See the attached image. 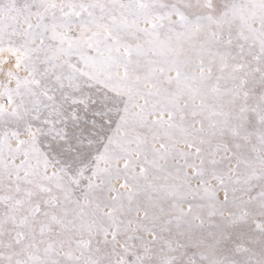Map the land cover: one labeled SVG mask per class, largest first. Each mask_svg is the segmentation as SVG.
<instances>
[{
    "label": "snow or ice",
    "instance_id": "6c2138e0",
    "mask_svg": "<svg viewBox=\"0 0 264 264\" xmlns=\"http://www.w3.org/2000/svg\"><path fill=\"white\" fill-rule=\"evenodd\" d=\"M0 264H264V0H0Z\"/></svg>",
    "mask_w": 264,
    "mask_h": 264
}]
</instances>
